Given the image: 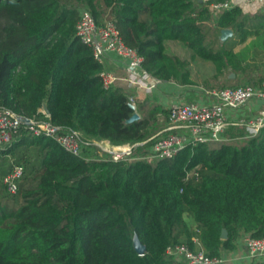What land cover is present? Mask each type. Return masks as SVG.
I'll use <instances>...</instances> for the list:
<instances>
[{
  "label": "trees",
  "instance_id": "trees-1",
  "mask_svg": "<svg viewBox=\"0 0 264 264\" xmlns=\"http://www.w3.org/2000/svg\"><path fill=\"white\" fill-rule=\"evenodd\" d=\"M213 1L0 0V107L85 139L146 142L166 128L169 111L138 101L140 118L127 122L135 113L127 93L104 88V64L76 35L80 10L100 24L110 11L124 43L160 81L195 84L191 60L168 50L178 42L214 67L205 89L260 85L264 77L226 78L253 70L248 63L264 50V30L239 52L216 45L224 29L243 43L248 34L241 6L215 14ZM226 135L229 141L188 145L155 163L142 158L149 141L131 160L114 162L88 160L97 156L93 148L73 155L22 128L0 151V264H181L168 246L217 257L235 250L242 235L264 237V128L249 139L240 127ZM15 165L24 172L11 193L4 178Z\"/></svg>",
  "mask_w": 264,
  "mask_h": 264
},
{
  "label": "built area",
  "instance_id": "built-area-1",
  "mask_svg": "<svg viewBox=\"0 0 264 264\" xmlns=\"http://www.w3.org/2000/svg\"><path fill=\"white\" fill-rule=\"evenodd\" d=\"M246 3L264 5V0H214L210 8L218 14ZM76 35L84 44L92 48L94 57L99 63L103 64L104 59L111 54L125 61V76L121 77L113 71L104 69L101 72V79L105 89H111L118 83L125 82L128 100L136 107L137 112L136 92L151 94L161 81L143 68V58L135 49L124 43L111 12L100 24L96 22L89 9L82 8L76 26ZM209 97V100L204 102L172 101L167 107L169 120L163 131L146 142L122 145H112L105 140L85 139L78 131H63L61 127L47 120L26 118L11 109L0 107V151L12 143L14 137L23 128L31 136L54 138L67 152L76 156H81L85 149L93 148L97 156H91L88 160L114 162L128 160L133 157L137 146L150 141L151 147L142 158L155 163L161 159L174 158L188 145L229 141L226 133L232 127L244 129L245 135L241 137L243 139L257 136L264 128V80L258 86L246 84L213 90L209 92ZM253 104H261L257 113L241 116V109L251 107ZM41 112L46 117L49 116L44 109ZM23 172L22 165H15L4 178V184L9 192H17ZM194 241L200 245L198 239ZM240 250L245 252L243 258L238 254ZM166 254L181 264L264 262V237L253 238L250 235H242L235 250L223 251L217 257L206 255L203 249L193 251L186 245H170Z\"/></svg>",
  "mask_w": 264,
  "mask_h": 264
},
{
  "label": "rangeland",
  "instance_id": "rangeland-1",
  "mask_svg": "<svg viewBox=\"0 0 264 264\" xmlns=\"http://www.w3.org/2000/svg\"><path fill=\"white\" fill-rule=\"evenodd\" d=\"M243 16L242 20L245 24V31L248 34V39L245 43L241 40V35L234 34L232 37L227 39L226 41H220L216 45L220 47H224L227 50H231L233 52L241 51L249 42L254 40L255 32L258 29L264 30V6H251V7H244L243 8ZM168 50L174 54L179 55L182 58H187L191 60L190 70L195 77V80L198 86L204 87V82L206 79H209L214 74L215 70L212 64L208 61L202 60L199 57H191L192 51L185 47L184 45L178 42H170ZM252 58H250L249 65L253 68L251 72H246L245 74H238L231 73L226 78V81L230 78V75L235 74L234 78H230V80H235L238 78L239 81L244 80L245 78L248 79L251 76L259 79L264 77V50L259 47L252 53ZM259 67V68H258ZM196 90L200 93L199 88L197 87ZM227 138L229 136L227 135ZM242 143V139L238 140ZM95 153V152H94ZM133 157L130 158V160Z\"/></svg>",
  "mask_w": 264,
  "mask_h": 264
},
{
  "label": "crops",
  "instance_id": "crops-1",
  "mask_svg": "<svg viewBox=\"0 0 264 264\" xmlns=\"http://www.w3.org/2000/svg\"><path fill=\"white\" fill-rule=\"evenodd\" d=\"M261 5L264 6L263 4H255V3L248 4V3H246V4H242L241 7L242 8H244L246 6L247 7H251V6H255V7L258 6L259 7ZM108 13H110V11L106 12V14L104 15V19ZM103 64H104V67L106 70L113 71L118 76L123 77L126 75V63H125V61H123L121 58H119L118 56H116L114 54L108 55L104 59ZM191 79L192 80L195 79V77H193L192 72H191ZM193 81L195 82V84L190 85V86H184V85H180V84L174 83V82L161 81L160 84L158 85V87L156 88V90L151 94H146L145 92H136V95H135L136 101H137V103H138V101L143 102L144 106L145 105L147 106L151 103H159L163 107L167 108L168 105L172 101H175V100L186 101V102L208 101L210 98L209 92H211L213 90H217V88L210 89V90L202 88L201 86L197 85L195 80H193ZM117 86L121 87L124 90L126 88L125 82H120L117 84ZM197 87L199 88L200 93H198V91L196 90ZM260 107H261V104H253L251 107H245V108L241 109L240 114H241V116H243V115H248V116L254 115L255 113H257V111L259 110ZM238 254H240L239 256H241L242 258L245 256V252L242 250H240V252H238ZM236 264H251V263L244 261L243 263L237 262Z\"/></svg>",
  "mask_w": 264,
  "mask_h": 264
},
{
  "label": "water",
  "instance_id": "water-1",
  "mask_svg": "<svg viewBox=\"0 0 264 264\" xmlns=\"http://www.w3.org/2000/svg\"><path fill=\"white\" fill-rule=\"evenodd\" d=\"M233 34L234 33H233V31L231 29H224V30H222V32H221V41H223V42L226 41L227 39H229L230 37H232ZM234 77H235V74L230 75V78H234ZM130 106H131V108L133 110L136 109V107L134 105L131 104ZM44 110H45L46 114H49V111H48L47 106H44ZM139 118H140V115L135 111V113L133 114V116L127 122L128 123H131L133 121L138 120ZM226 236H227V233L224 232L223 233V238H225ZM135 249H136V251L138 253H143L145 251V246L137 239V237L135 239Z\"/></svg>",
  "mask_w": 264,
  "mask_h": 264
}]
</instances>
